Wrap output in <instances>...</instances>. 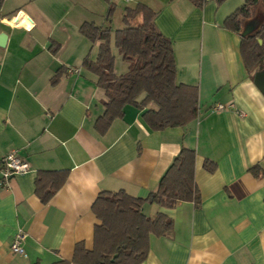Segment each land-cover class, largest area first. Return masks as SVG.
<instances>
[{
  "label": "crops",
  "instance_id": "0c3cea01",
  "mask_svg": "<svg viewBox=\"0 0 264 264\" xmlns=\"http://www.w3.org/2000/svg\"><path fill=\"white\" fill-rule=\"evenodd\" d=\"M144 4L172 43L176 82L196 86L198 116L184 127L151 130L144 109L127 104L104 133V90L83 66L99 43L80 32L84 22L109 27L115 13ZM114 5L111 22L108 5ZM243 0H0V159L16 152L29 166L0 183V264H52L72 259L77 243L94 245L100 224L92 211L104 191L136 198L154 192L182 148L196 153L200 202L173 208L145 203L148 217L172 220L165 236H151L141 264H264V93L248 74L240 33L225 18ZM253 18L264 21V7ZM122 23V21H121ZM3 38V40H2ZM114 73L127 71L113 43ZM223 104V110L215 106ZM148 107H153L148 105ZM205 160L215 169H204ZM66 171L47 203L35 191L40 172ZM25 234L24 255L10 244Z\"/></svg>",
  "mask_w": 264,
  "mask_h": 264
},
{
  "label": "trees",
  "instance_id": "16d2710c",
  "mask_svg": "<svg viewBox=\"0 0 264 264\" xmlns=\"http://www.w3.org/2000/svg\"><path fill=\"white\" fill-rule=\"evenodd\" d=\"M201 8L207 0H189ZM221 3L224 0H215ZM264 0H243V4L224 20V27L236 34L253 18L254 9ZM114 5L109 4L106 20L111 22ZM156 13L144 4L125 8L123 27H109L84 22L79 32L91 43H99L95 61L84 59L83 66L97 77V86L104 90V114L96 120L99 133L123 115L127 104L144 109L142 118L153 131L184 127L198 116L196 86L176 82V64L169 38L156 27ZM113 43L127 71L114 73ZM259 40L261 42L259 43ZM240 57L245 71H264V21L249 35L240 36ZM152 105L153 107H148ZM196 153L182 148L173 159L158 187L146 198H136L123 191L101 192L92 205L100 224L94 229V245L87 250L77 243L72 259L52 264H141L149 252L151 236H165L172 230V220L162 213L148 217L145 203L173 208L178 202L199 205L200 195L194 180ZM203 167L212 172L215 164L205 160ZM66 171L40 172L35 179V191L42 203H47L66 180Z\"/></svg>",
  "mask_w": 264,
  "mask_h": 264
},
{
  "label": "built area",
  "instance_id": "2783aa9c",
  "mask_svg": "<svg viewBox=\"0 0 264 264\" xmlns=\"http://www.w3.org/2000/svg\"><path fill=\"white\" fill-rule=\"evenodd\" d=\"M226 106L218 104L215 106L216 110H223ZM29 170L28 164L16 153L10 152L0 159V183L5 184L9 178L15 174L26 173ZM25 234L17 232L10 244V250L19 255H24V248L22 243Z\"/></svg>",
  "mask_w": 264,
  "mask_h": 264
},
{
  "label": "water",
  "instance_id": "95a60500",
  "mask_svg": "<svg viewBox=\"0 0 264 264\" xmlns=\"http://www.w3.org/2000/svg\"><path fill=\"white\" fill-rule=\"evenodd\" d=\"M207 1H210V0H207ZM259 24H260L259 18H252L248 20L245 23L244 27L242 28V31L240 32V36L244 37L246 35H249L259 26ZM260 42L261 40H259V43ZM255 82L258 88L264 93V71H260L255 75Z\"/></svg>",
  "mask_w": 264,
  "mask_h": 264
},
{
  "label": "rangeland",
  "instance_id": "374dc122",
  "mask_svg": "<svg viewBox=\"0 0 264 264\" xmlns=\"http://www.w3.org/2000/svg\"><path fill=\"white\" fill-rule=\"evenodd\" d=\"M260 4H261V6L263 5V7H264V3L263 2H261ZM122 13H123V10L122 9L118 10L115 13V20H114L113 25H112L113 29H117V28H122L123 27V24L120 21V18H121ZM254 13H255V9H254ZM254 13H253V15H254ZM118 59L121 60L119 58V53H118Z\"/></svg>",
  "mask_w": 264,
  "mask_h": 264
}]
</instances>
